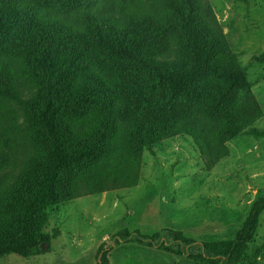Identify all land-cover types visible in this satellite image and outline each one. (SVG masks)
<instances>
[{
    "label": "trees",
    "instance_id": "trees-1",
    "mask_svg": "<svg viewBox=\"0 0 264 264\" xmlns=\"http://www.w3.org/2000/svg\"><path fill=\"white\" fill-rule=\"evenodd\" d=\"M0 104L22 111L32 147L0 196V259L44 254L51 211L134 187L143 153L167 139L189 137L211 170L228 142L264 136L248 127L259 108L247 71L204 0H0ZM263 214L258 195L233 238L174 239L207 264H264L250 255ZM97 257L110 264L102 247Z\"/></svg>",
    "mask_w": 264,
    "mask_h": 264
},
{
    "label": "rangeland",
    "instance_id": "rangeland-1",
    "mask_svg": "<svg viewBox=\"0 0 264 264\" xmlns=\"http://www.w3.org/2000/svg\"><path fill=\"white\" fill-rule=\"evenodd\" d=\"M215 28L247 71L259 114L249 126L264 129V0H204ZM131 99V97H130ZM22 111L0 104V196L18 176L32 147ZM228 155L206 170L189 137L170 138L144 152L134 187L87 195L49 213L44 254L29 259L10 255L0 264H99L102 247L110 264H207L187 257L175 234L197 245L233 238L250 205L264 195V136L242 134L226 144ZM128 233V236L125 234ZM158 237L143 240L140 236ZM181 254L159 249L160 245ZM195 253H199L195 248ZM250 255L264 263V214Z\"/></svg>",
    "mask_w": 264,
    "mask_h": 264
},
{
    "label": "water",
    "instance_id": "water-1",
    "mask_svg": "<svg viewBox=\"0 0 264 264\" xmlns=\"http://www.w3.org/2000/svg\"><path fill=\"white\" fill-rule=\"evenodd\" d=\"M42 248H43V246H42Z\"/></svg>",
    "mask_w": 264,
    "mask_h": 264
}]
</instances>
